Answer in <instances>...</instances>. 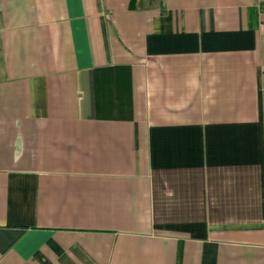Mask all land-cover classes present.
I'll list each match as a JSON object with an SVG mask.
<instances>
[{"label": "crops", "instance_id": "crops-1", "mask_svg": "<svg viewBox=\"0 0 264 264\" xmlns=\"http://www.w3.org/2000/svg\"><path fill=\"white\" fill-rule=\"evenodd\" d=\"M0 264H264V0H0Z\"/></svg>", "mask_w": 264, "mask_h": 264}]
</instances>
